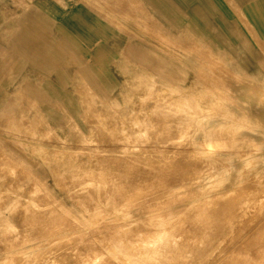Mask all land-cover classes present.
Masks as SVG:
<instances>
[{"label":"rangeland","instance_id":"obj_1","mask_svg":"<svg viewBox=\"0 0 264 264\" xmlns=\"http://www.w3.org/2000/svg\"><path fill=\"white\" fill-rule=\"evenodd\" d=\"M152 1L151 6L140 0L60 2L63 4L62 9H85L88 18L86 24L91 28L101 23L109 26L108 31L99 25L97 33L106 31L113 35L117 33L121 37L111 38V43L107 45L108 56L111 58L108 62H101L94 56L96 45L102 42L101 37L106 38V34L102 33L94 42H90L85 36L88 31L85 33L74 29L68 33L59 26L55 32H46L47 39L55 41V48L50 49L54 53H44L48 49H42L43 53L38 61L32 55L23 56L22 69L18 67V71L23 72L24 79L18 86H9L8 101L0 102V255L3 256L7 251L14 252L10 254V264H264V118H257L260 122L255 121V125L254 120L236 110L242 99L248 96L255 98L252 106L263 103L261 107L264 109V0H167V20H161L160 8L154 5L155 0ZM4 17L6 19L7 15L4 14ZM15 17L8 19V27L4 29L0 45L14 46L7 35L14 34L18 27ZM208 19L211 20L210 23H207ZM76 23L82 28V20L78 19ZM181 25L183 26L178 31ZM73 26L78 27V24ZM66 43L69 44L65 47ZM215 48L220 51L210 60L208 76L184 59V54L192 55L193 58L204 51H214ZM224 88L228 89L223 90ZM250 88L254 90V94L250 93L253 92ZM183 91L191 93L193 98L199 94L217 96L226 99L230 105L224 118L227 124H231L225 141L218 146V149L223 148L227 154L222 165L227 168L224 170L219 166L220 169L217 170H224L228 176L225 180L216 178V186L211 191L202 190L193 183L195 180L187 176L180 177V180L178 178L180 182L171 181L170 185L174 182L179 184L163 188L162 191L166 192L162 194H168L161 198L166 199L165 204L168 199L173 198L167 204L176 210L169 207L158 208L164 203L158 199L159 195L151 193V189L147 192L146 187L138 188L134 184L144 178L147 169L145 165L158 162L161 157L158 154L162 155L164 150L167 151L166 148L169 149L171 142L167 139L176 136L178 128L181 129H178L180 139L174 151H180L181 164L186 162V142L182 137L184 125L178 110L182 107L176 102L172 103ZM189 105L191 104L187 103ZM215 110L214 108L213 113ZM255 126L259 128L256 130ZM255 131H261L255 133L257 136L254 134L257 139L253 138L254 135H248ZM138 142L144 145L139 146ZM147 142L155 144L148 145ZM158 147L163 149L157 152ZM151 148H157L155 158H158H154L155 151ZM256 153L259 154L255 157ZM214 155L218 159L221 157V153ZM85 156V161L93 163L85 170L88 175L83 172L73 178H80L79 182L74 178L79 184L83 183L82 180L90 183L95 181L94 184L97 183L100 187L104 183L100 189L99 185H95L99 192H91L93 195L97 194L94 196L101 203L95 202L98 198H90L91 193L83 191V185L75 187L76 183L72 179L65 181V178L63 183L66 185L69 182L67 184L72 187L67 185L65 188H73V191L56 184L59 177H69V174L61 176L62 171L77 169L67 167L68 163L82 162L77 160ZM149 158L154 160L151 162ZM139 160H143L142 164ZM215 161L222 164L220 159ZM100 163L104 164L103 167ZM123 163H129L130 173L123 174V180L119 182L120 177L116 174L117 170L125 168ZM103 168L107 169L104 171ZM90 169L93 170L92 173H88ZM106 171L112 173L107 174ZM237 172L243 176H238ZM98 178L105 181L101 183ZM115 178L118 180L115 181ZM113 182L115 186L116 183L117 186L121 183L128 187L124 190V186L121 188L120 185L119 188L116 186L111 189ZM152 182L154 181L149 183ZM155 182L165 183L159 180ZM39 187L46 190H38ZM114 188L118 190L115 191ZM70 194L77 202L72 201ZM74 194L84 199L87 197L90 201L85 200L91 205L86 207V201ZM106 194L114 198H109ZM127 194L132 196V200H129H135L133 203L129 204ZM154 196L158 198L154 199ZM112 198L116 205L111 203ZM91 199L95 201L92 202ZM92 203L96 205L95 208ZM141 204H145V207L141 208ZM147 204L153 207V211L148 209L150 207L146 208ZM156 207L158 211H155ZM147 209L150 212H146ZM162 211L167 223H163L165 218ZM157 212L161 213L163 224L159 222L158 216L159 220H155L154 214L159 215ZM149 214L153 215L156 225ZM148 222H153L155 227L152 223L148 225Z\"/></svg>","mask_w":264,"mask_h":264},{"label":"bare ground","instance_id":"obj_2","mask_svg":"<svg viewBox=\"0 0 264 264\" xmlns=\"http://www.w3.org/2000/svg\"><path fill=\"white\" fill-rule=\"evenodd\" d=\"M116 5V4H115ZM17 6V5H16ZM26 6V5H25ZM122 7V6H121ZM130 7V6H129ZM112 8V7H111ZM110 8V9H111ZM121 9V8H120ZM128 11V10H127ZM130 12V11H129ZM132 15V14H131ZM244 16V15H243ZM150 19V18H149ZM250 28V27H249ZM216 36H217V33H216ZM218 37V36H217ZM219 38V37H218ZM222 38V37H221ZM222 39H224V38H222ZM227 39V38H226ZM221 40V39H220ZM170 41V40H169ZM261 42V41H260ZM192 43V42H191ZM183 44V43H182ZM208 44V43H207ZM264 44V43H263ZM188 47V46H187ZM228 48V47H227ZM209 49V48H208ZM229 49V48H228ZM207 50V49H206ZM230 50V49H229ZM185 51V50H184ZM218 51H220L219 49H214V51L212 50V51H204V52H202L200 55L198 54V52H197V54L199 55V56H195V57H191V56H189V55H187V54H184V59H185V61L187 62H189L190 63V65H192L193 67H199V69L204 73V75L206 74L207 76L209 75V72H208V68H209V63H210V60H212V58H214L215 57V54H217L218 53ZM222 52H223V50H222ZM235 52V51H234ZM236 53H238V52H236ZM241 54V53H240ZM230 56V55H229ZM241 56V55H240ZM243 57H244V55H243ZM181 58V57H180ZM240 58V57H239ZM201 59L203 60V61H201ZM221 64V63H220ZM219 64V65H220ZM215 65V64H214ZM212 66V65H211ZM210 66V67H211ZM217 66V64L215 65V67ZM212 68V67H211ZM214 68V67H213ZM220 68V67H219ZM223 69V68H222ZM222 69H220V70H222ZM222 71H224V69L222 70ZM216 72V71H215ZM216 73H218V72H216ZM227 73V72H226ZM200 75V74H199ZM205 75V76H206ZM220 76V75H219ZM230 76V75H229ZM200 78V77H199ZM214 79V78H213ZM207 80V79H206ZM209 81V80H208ZM217 81V80H216ZM221 81V80H220ZM224 81V80H223ZM222 81V82H223ZM229 80H227V82H228ZM232 81V80H231ZM226 82V81H225ZM238 82V81H237ZM206 83V82H205ZM215 84V83H214ZM220 84H221V82H220ZM236 84V83H235ZM207 85H208V82H207ZM223 85V84H222ZM246 86V85H245ZM229 87V86H228ZM251 87V86H250ZM255 87V86H254ZM213 89V88H212ZM218 89V88H217ZM221 89V88H220ZM219 89V90H220ZM225 89H228V88H224L223 90H225ZM248 89V88H247ZM250 89H252V88H250ZM211 90V89H210ZM215 90H216V88H215ZM239 90V89H238ZM249 90V89H248ZM253 90V89H252ZM256 90V89H255ZM222 91V90H221ZM260 91H261V89H260ZM264 91V90H263ZM218 92V91H217ZM248 93V92H247ZM250 93H252V94H254V90H253V92H250ZM256 93H257V91H256ZM261 93H262V91H261ZM149 94V93H148ZM212 94V93H211ZM224 94H225V92H224ZM223 95V94H222ZM246 95V94H245ZM257 96V95H256ZM260 96H261V94H260ZM260 96H258V99L259 100H261L259 97ZM194 97V96H193ZM192 97V95H191V93H189V92H187V91H183L182 93H179V95H178V97L174 100L173 99V101H172V103L173 104H175V102L177 103V105L179 106V107H182V108H179L178 110H180V112L181 113H179L180 114V116L182 117H179L178 116V114H177V116L179 117L178 119H180L181 120V123H182V125H184V128H183V131H182V133L184 134V136H182L183 137V140L186 142L185 143V146H186V149H187V152L185 153V156H187V157H185L186 158V162L184 163V164H181V162H180V158H179V156H180V151L179 150H177V151H174V149H176L177 148V142L179 141V139H180V136H178V131L179 130H181V129H176L177 131V135L176 136H171L170 138H168L167 139V141H169V142H171V144H169V142H168V144H169V147L168 146H166V147H168L169 149H167L166 148V152H165V150H164V153L161 155V154H158V153H156V149H154L155 148V146H153L154 148H151V150L152 149H154L153 151H155V153H154V158H155V155L156 154H158L159 156H161V157H159L160 158V160L158 161V162H152L151 161V158H149V160L152 162H148V163H151V164H149V165H145L144 163H143V165H145V167H147V169H146V173H145V176H144V178H142L141 180H138V181H136V183L134 184V185H136V186H138V188H139V186H141V187H143V189H145V187H146V190L145 191H147V190H150V192L151 193H154V194H157V196L159 197H155L154 199H156V198H158L159 200L161 199L162 200V198H163V196L166 194H168V192L167 193H165L164 195L162 194L164 191H162V189L163 188H165V187H175V186H177V184H179V183H177L176 184V182H174L173 183V185L171 184H169V182H173V181H179L180 180V177H184V176H187L188 178L190 177V178H192V180H195V182H193L194 184H196L198 187H201V189L202 190H204V191H208V190H213V188L216 186V178H221V179H223V180H225V178L228 176V173L227 172H224V170L227 168H225L224 166L222 167V165H223V162L227 159V154H226V152H225V150L222 148V149H218V146H220V143H223L224 141H225V136H226V133H227V130H228V126H229V124H231L230 122H229V124H227L228 122H226L227 120H226V118H224V116H225V113L228 111V107L230 106L229 104H228V102L226 101V99H223V98H217V96H213V97H207V96H204V95H202V94H199V95H197V97L196 98H193ZM227 97V96H226ZM232 98V97H231ZM255 99V98H254ZM254 99H253V97H246V98H244V99H242V101H241V104H238V106H237V108H236V110H238V112H240V114L241 115H243V113H245V115H247L248 117H250L251 118V120H254V122H253V124H255L256 125V123H255V121H257L256 119L257 118H262V120H263V118H264V109H263V107H261V106H263L262 104H259V105H253L252 106V102L254 101ZM264 99V98H263ZM234 100V99H233ZM253 100V101H252ZM189 101H191V103H189ZM258 101V100H257ZM262 101V100H261ZM264 101V100H263ZM164 102V101H163ZM165 103V102H164ZM182 105H181V104ZM187 103L188 104H191V105H189V106H187ZM229 105V106H228ZM36 107V106H35ZM155 107V106H154ZM156 108V107H155ZM178 108V107H177ZM214 108L216 109L215 110V113L216 112H218V114L216 113H213L214 112ZM162 110V109H161ZM177 110V109H176ZM176 110H175V113H176ZM165 111V110H164ZM172 111V110H171ZM155 112V111H154ZM179 111H177V113H178ZM36 113V112H35ZM39 113V112H38ZM111 113V112H110ZM114 113V112H113ZM112 113V114H113ZM157 113V112H156ZM174 113V112H173ZM198 113V115H196ZM89 115V114H88ZM102 115V114H101ZM116 115V114H115ZM171 115H173V114H171ZM36 116H37V114H36ZM42 116V115H41ZM174 116H175V114H174ZM176 116V117H177ZM106 117V116H105ZM111 117V116H110ZM173 117V116H172ZM175 117V118H176ZM228 117V116H227ZM38 118V117H37ZM91 118V117H90ZM137 118V117H136ZM141 118H143V117H141ZM43 119V118H42ZM42 119H40V120H42ZM39 120V121H40ZM173 120V119H172ZM262 120H261V122H262ZM116 121V120H115ZM135 121H137V120H135ZM143 121V120H142ZM151 122V121H150ZM179 122V121H178ZM257 122H260V120L258 119V121ZM180 123V122H179ZM139 124V123H138ZM144 124V123H143ZM169 124V123H168ZM174 124V123H173ZM127 125V124H126ZM175 125H177V124H175ZM179 125V124H178ZM181 125V126H182ZM258 125H259V123H258ZM261 125H262V123H261ZM91 126V125H90ZM162 126V125H161ZM260 126V125H259ZM130 127V126H129ZM145 127V126H144ZM151 127V126H150ZM230 127V126H229ZM257 127L258 126H255L254 128H256V130H257ZM147 128V127H146ZM176 128V127H175ZM259 128V127H258ZM263 128V127H262ZM101 129V128H100ZM261 129V128H260ZM125 130V129H124ZM173 130V129H172ZM34 131V130H33ZM123 131V130H122ZM133 131H135V130H133ZM146 131V130H145ZM145 131H143V132H145ZM150 131V129H148V132ZM219 131H221V132H219ZM252 131H254V129H252ZM104 132V131H103ZM123 132H125V131H123ZM123 132H121V133H123ZM142 132V133H143ZM164 132V131H163ZM167 132V131H166ZM170 132V131H169ZM261 132V131H260ZM259 131H258V133H260ZM110 133V132H109ZM113 133V132H112ZM115 133V132H114ZM135 133H136V131H135ZM138 133H139V131H138ZM145 133H147V131L145 132ZM144 133V135H146ZM156 133V132H155ZM255 133H257L256 131L255 132H252V133H249L248 135H254ZM257 133V134H258ZM100 134H102L101 133V131H100ZM149 134H150V132H149ZM257 134H255L256 136H257ZM113 135V134H112ZM133 135H134V133H133ZM142 135V134H141ZM144 135H142V136H144ZM255 135H254V137L253 138H258V137H255ZM260 135V134H259ZM141 136V138H143ZM153 136V135H152ZM155 136H157V134H155ZM159 136H161V135H159ZM158 136V138H160ZM251 136V137H252ZM101 137V136H100ZM134 137H136V136H134ZM145 137V136H144ZM150 137V136H149ZM154 137V136H153ZM137 138V137H136ZM140 138V137H139ZM152 138V137H151ZM225 138V139H224ZM104 139V138H103ZM130 139V138H129ZM162 139V138H161ZM165 139V138H164ZM255 139V140H256ZM113 140V139H112ZM135 140H137V139H135ZM134 140V141H135ZM154 140H156V139H154ZM119 141V140H118ZM138 141V140H137ZM151 142L153 141V140H150ZM87 142V141H86ZM103 142V141H102ZM104 142H105V140H104ZM103 142V143H104ZM113 142H114V140H113ZM129 142V141H128ZM156 142V141H155ZM248 142V141H247ZM160 143H164V142H160ZM255 143V142H254ZM98 144V143H97ZM110 144V143H109ZM137 144H139V142L137 143ZM143 143L141 142V144H139V146H141ZM146 144H148V142L146 143ZM155 144V143H154ZM154 144H148V145H154ZM82 145V144H81ZM88 145H90V144H88ZM131 145H133L134 146V144H131ZM144 145V144H143ZM148 145H147V147L145 146V149L147 150V148H148ZM164 145V144H163ZM165 145H166V143H165ZM32 146V145H31ZM120 146V145H119ZM158 146V145H157ZM161 146V145H160ZM93 147V146H92ZM102 147V146H101ZM108 147V146H107ZM138 147V146H137ZM143 147V146H142ZM163 147V146H162ZM161 147V148H162ZM223 147V146H222ZM100 148V147H99ZM112 148V147H111ZM126 148V147H125ZM124 148V150H126ZM128 148V147H127ZM134 148V147H133ZM132 148V149H133ZM161 148H159L158 147V149L159 150H157V152H159V151H161L160 149ZM84 149V148H83ZM91 149V148H90ZM105 149V148H104ZM107 149V148H106ZM105 149V150H106ZM110 149V148H109ZM108 149V150H109ZM131 149V148H130ZM135 149H137V148H135ZM134 149V150H135ZM139 149H141V148H139ZM138 149V150H139ZM163 149V148H162ZM88 150V149H87ZM92 150V149H91ZM104 150V151H105ZM111 150H113V149H111ZM111 150H110V152H111ZM119 150H120V148H119ZM137 150V151H138ZM145 150V151H146ZM182 150H183V148H182ZM220 152H219V151ZM93 151H94V149H93ZM118 151V150H117ZM128 151V150H127ZM126 151V152H127ZM133 151V150H132ZM131 151V152H132ZM136 151V150H135ZM141 151H143L142 149H141ZM148 151H149V149H148ZM95 152V151H94ZM97 152V151H96ZM109 152V151H108ZM122 152H125V151H122ZM152 152V151H151ZM83 153V152H82ZM107 153V152H106ZM106 153H104L105 155H106ZM119 153H120V151H119ZM133 153H134V151H133ZM133 153H131V156H132V158L134 157V155H132ZM139 153H142V152H140L139 151ZM138 153V154H139ZM144 153H146V152H144ZM153 153V152H152ZM152 153H151V155H152ZM162 153V152H161ZM182 153V152H181ZM216 153H221V157L219 158L220 159V161L222 162V164H220L219 162H217V163H215L216 161V159L217 160H219L218 159V157H215V155L214 154H216ZM93 154V153H92ZM91 154V155H92ZM108 154V153H107ZM110 154V153H109ZM137 153H135V155H136ZM148 154V153H147ZM245 154V153H244ZM248 154V153H247ZM255 154V153H254ZM257 154H259V153H256V155H255V157L257 156ZM113 155V154H112ZM150 155V154H149ZM182 155V154H181ZM1 156V155H0ZM97 156V155H96ZM114 156H115V154H114ZM121 156V155H120ZM124 156V155H123ZM139 156H141L142 157V155H139ZM146 156V155H145ZM153 156H152V158H153ZM183 156V155H182ZM242 156V155H241ZM105 157V156H104ZM85 158H86V156L85 157H80L79 159H81V160H77V161H82V162H78V163H74V162H72V163H68L67 164V167H74V168H77L76 170H74V169H71L70 171H62L61 172V176L62 175H64V174H69V177H59L58 179H56V184L60 187V188H64L65 190H68V191H73L74 189L73 188H70V189H66L65 187L68 185L69 186V184H67V183H69V182H65L66 183V185L63 183L64 182V179L66 178V180L65 181H72L73 180V182L74 183H76L75 184V187H79V185H83V187L81 186V188H83L82 190L83 191H85V192H94L95 190L97 191V189H96V186L97 185H99V184H97V183H95L94 184V182L95 181H93L92 182V180H91V182L93 183H90V182H88V181H83L82 180V182L83 183H81V184H79V183H77L76 181H75V179L79 182V180L81 181V179L79 178H75V177H77V175H81L83 172H84V174H86L85 173V170L88 168H90V166L93 164V163H90L91 161H89V162H87L88 160H86L85 161ZM89 158V157H88ZM87 158V159H88ZM103 158V157H102ZM119 158V157H118ZM148 158V157H147ZM147 158H146V160H147ZM156 158H158V157H156ZM155 158V159H156ZM95 159V158H94ZM100 159H101V157H100ZM104 159V158H103ZM121 159V158H120ZM91 160V159H90ZM129 160V159H128ZM100 161V160H99ZM140 161V160H139ZM143 161V160H142ZM142 161H140L141 162V164H142ZM242 161V160H241ZM241 161H239L240 163H241ZM76 162V161H75ZM136 162V161H135ZM237 162V161H236ZM139 163V162H138ZM95 164H97V163H95ZM104 164H106V162H104ZM104 164H102V165H104ZM109 164V163H108ZM125 164H127V165H124V163H123V165L125 166V168L123 169V170H117L116 168V170L118 171V173L116 174V175H119V177L118 176H116V177H118L119 178V180H118V178H117V180L120 182V180H123L121 177L123 176V174H128V173H130L129 172V170H130V165H129V163H125ZM140 164V163H139ZM186 164H189V166H186L185 167V165ZM100 165H101V163H100ZM101 165V167H103ZM134 165V164H133ZM63 166H64V164H63ZM66 166V165H65ZM96 166V165H95ZM97 166H98V164H97ZM96 166V167H97ZM119 166V165H118ZM219 166H221L222 168H224V170H223V172L220 170V172L219 171H217L218 170V168L220 169V167ZM105 167V166H104ZM139 167H140V165H139ZM79 168V169H78ZM95 168V167H94ZM93 168V170H95ZM107 169V168H106ZM105 169V170H106ZM115 169H113V170H115ZM136 169V168H135ZM139 169V168H138ZM142 169V168H141ZM92 169H90V172H88V173H92V171H93ZM102 170H104V168L102 169ZM102 170H100V171H102ZM104 170V171H105ZM113 170H111V171H113ZM115 170V171H116ZM13 171V170H12ZM24 171V170H23ZM108 171V170H107ZM106 171V173L108 174L109 172L110 173H112L111 171H109V172H107ZM114 171V172H115ZM87 172V171H86ZM103 172V171H102ZM142 172V171H141ZM145 172V171H144ZM248 172V171H247ZM15 173V172H14ZM101 173V172H100ZM103 173H105V172H103ZM103 173H101L103 176L105 175V174H103ZM140 173V172H139ZM256 173V172H255ZM106 174V175H107ZM115 173H113V175H114ZM141 174V173H140ZM24 175V174H23ZM74 175H76L74 178H73V176ZM86 175H88V174H86ZM125 175V176H126ZM139 175V174H138ZM237 175L238 176H241L242 175V173H240V172H237ZM256 175H257V173H256ZM83 176V175H82ZM243 176V175H242ZM254 176H255V174H254ZM71 177V178H70ZM127 177V176H126ZM135 177V176H134ZM186 177V178H187ZM255 177H257V176H255ZM259 177V176H258ZM72 179V180H67V179ZM88 176H87V180H88ZM97 178V177H96ZM133 178V177H132ZM138 178V177H137ZM178 178H179V180H178ZM186 178H184V179H186ZM85 179H86V177H85ZM92 179V178H91ZM99 180H100V178H98ZM102 180H100V182L101 181H105V179H103V178H101ZM110 179V178H109ZM140 179V178H139ZM182 179V178H181ZM30 180V179H29ZM97 180V179H96ZM113 180V179H112ZM115 181H117L116 180V178L114 179ZM162 181V182H164L165 181V183H159V184H157V182H155V181ZM183 180V179H182ZM151 181H154V182H152V183H149V182H151ZM73 182H71V183H73ZM97 182V181H96ZM168 182V183H167ZM180 182V181H179ZM182 182V181H181ZM189 182V181H188ZM219 182V181H218ZM21 183V182H20ZM102 183V182H101ZM100 183V184H101ZM156 183V184H155ZM102 184H104V183H102ZM102 184H101V187H100V185H99V189L100 188H103V186H102ZM113 184H114V186L112 185V187H110L111 189L113 188V187H115L116 188V186H117V183H116V186H115V183L113 182ZM181 184V183H180ZM183 184V183H182ZM181 184V185H182ZM259 184H261V183H259ZM96 185V186H95ZM120 185H122L121 183H119L118 184V186L120 187ZM67 186V187H68ZM74 186V185H73ZM106 186H107V184H106ZM109 186V185H108ZM117 186V187H118ZM123 186L124 185H122L121 186V188H123ZM191 186V185H190ZM252 186V185H251ZM263 186V185H262ZM69 187H72V186H69ZM74 187V188H75ZM118 187V188H119ZM126 187H128V186H124V190H126ZM179 187V186H178ZM188 187H189V185H188ZM264 187V186H263ZM40 188V187H39ZM80 188V189H81ZM91 188V189H90ZM98 188V187H97ZM115 188H114V190H115ZM130 188V187H129ZM133 188V187H132ZM76 189V191H77V188H75ZM106 189V188H105ZM108 189V188H107ZM106 189V190H107ZM131 189V188H130ZM134 189V188H133ZM142 189V190H143ZM181 189V188H180ZM249 189V188H248ZM38 190H46V189H43V188H40V189H38ZM79 190V189H78ZM105 190V191H106ZM110 190V189H109ZM114 190H113V192H114ZM116 190H118V189H116ZM115 190V191H116ZM122 191H123V189H121ZM132 190V189H131ZM136 190V189H135ZM138 190V189H137ZM179 190V189H178ZM30 191V190H29ZM82 191V193H84ZM96 191H95V193H96ZM100 191V190H99ZM99 191H97V192H99ZM103 191V190H102ZM104 191V192H105ZM108 191V190H107ZM110 191H112V190H110ZM119 191H120V189H119ZM186 191V190H185ZM188 191V190H187ZM15 192V191H14ZM75 192V191H74ZM79 193H80V191H78ZM127 192V191H126ZM147 192H149V191H147ZM147 192H144V193H146L147 194ZM166 192V191H165ZM199 192H200V190H199ZM89 193V194H90ZM106 193V192H105ZM138 193H140V192H138ZM169 193H170V191H169ZM173 193V192H172ZM257 193V192H256ZM77 194V193H76ZM89 194H86V195H89ZM92 194V193H91ZM89 195V197L90 198H93V197H95L96 199L98 198L97 196H94V195H97V194H92V195ZM134 194H135V192H134ZM171 194V193H170ZM191 194V193H190ZM199 194V193H198ZM202 194V193H201ZM38 195V194H37ZM71 195V194H70ZM79 195V194H78ZM81 195H83V194H81ZM80 195V196H81ZM84 195H85V193H84ZM84 195H83V197H84ZM104 195V194H103ZM102 195V198H104V196ZM128 195V194H127ZM153 195V194H152ZM162 195V196H161ZM177 195V194H176ZM239 195V194H238ZM42 196V195H41ZM51 196V195H50ZM53 196V195H52ZM72 196V195H71ZM74 196H75V194H74ZM106 196H108L107 194H106ZM121 196V195H120ZM124 196H126V195H124ZM197 196V195H196ZM211 196V195H210ZM257 196V195H256ZM47 197V196H46ZM73 197V196H72ZM72 197H70V198H72ZM75 197H77V196H75ZM109 197V196H108ZM110 197H113L114 198V196H110ZM109 197V198H110ZM122 197V196H121ZM128 199V201H130V203L129 204H131V202L133 203L134 201H131L132 199H131V197H129V195L128 196H126ZM126 197H125V199H126ZM141 197V196H140ZM147 197V196H146ZM162 197V198H161ZM243 197V196H242ZM35 198V197H34ZM44 198V197H43ZM52 198V197H51ZM77 198H80L79 196L77 197ZM109 198H108V200H109ZM113 198H112V200H113ZM129 198L131 199V200H129ZM164 198H165V196H164ZM169 197L167 196V199H168ZM38 199V198H37ZM39 199H40V197H39ZM73 200L72 201H75L74 200V197L72 198ZM81 199H84V198H80V200ZM85 199H88L87 197L85 198ZM84 199V200H85ZM94 199V198H93ZM93 199H91L92 200V202H94L93 201ZM134 199V198H133ZM143 199V198H142ZM153 199V200H154ZM173 198H171V200H172ZM191 199V198H190ZM53 200V199H52ZM54 200H55V198H54ZM99 200V198L97 199V201H95V202H102V201H98ZM107 200V199H106ZM152 200V199H151ZM166 200V199H165ZM164 199L162 200L164 203H162L161 201V206L160 207H158V208H162V207H164V208H167L168 209V207H169V202L171 201L170 199H168V201H167V203H169V204H165V201ZM198 200V199H197ZM71 201V202H72ZM83 201V200H82ZM86 201V200H85ZM90 201V199H88V202ZM116 201V200H115ZM173 201V200H172ZM177 201V200H176ZM222 201V200H221ZM259 201V200H258ZM263 201V200H262ZM33 202V201H32ZM54 202V201H53ZM58 202V201H57ZM61 202V201H60ZM75 202H77V200L75 201ZM80 201H78V203H79ZM84 202V201H83ZM87 201H86V203H87V205H85L86 207L88 206V203ZM116 202H118V201H116ZM121 202H123V200L121 201ZM136 202H137V200H136ZM135 202V203H136ZM146 202V201H145ZM149 201H147V203H148ZM206 202V201H205ZM225 202V201H224ZM10 203V202H9ZM85 203V204H86ZM105 203H106V201H105ZM105 203H103V204H105ZM108 203H109V201H108ZM107 203V204H108ZM111 203H114V205H116L117 203H115L114 202V200H113V202H111ZM119 203V202H118ZM128 203V202H127ZM144 203V202H143ZM155 203V202H154ZM195 203H196V201H195ZM203 203V202H202ZM57 204H59V203H57ZM77 204V203H76ZM93 204V203H92ZM96 204H99V203H96ZM110 204V203H109ZM156 204V203H155ZM157 204H160L159 202H157ZM164 204V206H162ZM175 204V203H174ZM55 205V204H54ZM60 205V204H59ZM80 205H81V202H80ZM89 205H91V204H89ZM94 205V204H93ZM100 205V204H99ZM137 205H140V204H137ZM143 205H145V204H141V208H142V206ZM148 205V204H147ZM153 205V204H152ZM192 205V204H191ZM201 205V204H200ZM9 206V205H8ZM84 206V204L82 205V207ZM85 206H84V209H85ZM102 206V205H101ZM106 206V205H105ZM131 206V205H130ZM134 206V205H133ZM135 206H136V204H135ZM134 206V207H135ZM171 206V205H170ZM195 206V205H194ZM251 206V205H250ZM263 206V205H262ZM261 206V207H262ZM36 207V206H35ZM91 207V206H90ZM92 207H96V205H94V206H92ZM123 207V206H122ZM125 207V206H124ZM145 206H143V208H144ZM148 207H150V208H148ZM28 208V207H27ZM102 208V207H101ZM112 208V207H111ZM117 208V207H116ZM120 208V207H119ZM127 208V207H126ZM125 208V209H126ZM129 208V207H128ZM139 208V207H138ZM146 208H148L149 210H152L153 211V207L151 206V205H148ZM145 208V209H146ZM170 208V207H169ZM171 208H173V207H171ZM170 208V209H171ZM5 209V208H4ZM60 209V208H59ZM83 209V208H82ZM87 209V208H86ZM86 209H85V211H86ZM106 209V208H105ZM121 209V208H120ZM124 209V210H125ZM131 208H129V210H130ZM146 210V212H150L149 210ZM155 209V211L157 210V207L156 208H154ZM175 208H173V210H174ZM182 209V208H181ZM260 209V208H259ZM99 210V209H98ZM123 210V211H124ZM128 210V209H127ZM136 210V209H135ZM142 210V209H141ZM172 210V209H171ZM176 210V209H175ZM199 210V209H198ZM255 210V209H254ZM59 211H61V210H59ZM84 211V212H85ZM89 211H91V210H89ZM96 211V210H95ZM105 211V210H104ZM140 211V210H139ZM145 211V210H144ZM158 211V210H157ZM160 211V210H159ZM201 210H199V212H200ZM252 211V210H251ZM56 212V211H55ZM92 212V211H91ZM97 212V211H96ZM96 212H95V214H96ZM107 212V211H106ZM113 212V211H112ZM116 212V211H115ZM161 212V211H160ZM176 212V211H175ZM182 212V211H181ZM45 213V212H44ZM70 213V212H69ZM89 213V212H88ZM93 213V212H92ZM99 213V212H98ZM119 213V212H118ZM134 213L135 212H133V215H134ZM137 213V212H136ZM139 214H140V212H138ZM144 213V212H143ZM162 213H163V216H164V212L162 211ZM198 213V212H197ZM60 214V213H59ZM58 214V215H59ZM67 214V213H66ZM101 214V213H100ZM99 214V215H100ZM126 214V213H125ZM139 214H137L138 216H139ZM156 214H159V212H157ZM161 214V213H160ZM160 214L159 215H155L154 214V217H156V219L155 220H159L160 219ZM172 215H173V213H171ZM57 215V214H56ZM62 215V214H61ZM98 215V214H97ZM96 215V216H97ZM150 215V214H149ZM149 215H147V216H149ZM177 215H178V213H177ZM199 215V214H198ZM60 216V215H59ZM74 216V215H73ZM93 216H95V215H93ZM122 216V215H121ZM146 216V217H147ZM151 216V219L153 220L154 218H152V216L153 215H150ZM149 216V217H150ZM157 216L159 217V219L157 218ZM162 215H161V217H163ZM196 216V215H195ZM62 217H65V216H62ZM130 217V216H129ZM143 218H144V216H142ZM194 217V216H193ZM251 217V216H250ZM71 218V217H70ZM163 218H165V216L163 217ZM62 219V218H61ZM64 219V218H63ZM89 219V218H88ZM121 219V218H120ZM148 219V218H147ZM174 219H176L175 217H174ZM178 219V218H177ZM192 219V218H191ZM254 219V218H253ZM1 220H3V219H1ZM65 220V219H64ZM63 220V221H64ZM80 220V219H79ZM86 221H87V219H85ZM113 220V219H112ZM137 220H139V219H137ZM161 220H163L162 218L159 220V222L160 223H162V221ZM45 221V220H44ZM70 221V220H69ZM85 221V222H86ZM115 221V220H114ZM128 221V220H127ZM135 221V220H134ZM134 221L132 222V223H134ZM151 221V220H150ZM217 221V220H216ZM6 222V221H5ZM74 222V221H73ZM102 222V221H101ZM112 222V221H111ZM123 222V221H122ZM143 222V221H142ZM141 222V223H142ZM153 222H154V220H153ZM153 222H150V223H152L153 224ZM158 222V223H159ZM164 222H166V218H165V220H163V223ZM72 223V222H71ZM120 223V222H119ZM131 223V222H130ZM149 222H148V225L150 224ZM155 223H157V222H154V224ZM159 223V224H160ZM162 223V224H163ZM167 223V222H166ZM65 224V223H64ZM102 224V223H101ZM110 224V223H109ZM114 224V223H113ZM135 224V223H134ZM136 224H137V222H136ZM144 224H145V222H144ZM153 224V225H154ZM158 224V225H159ZM214 224V223H213ZM72 225H73V223H72ZM78 225V224H77ZM83 225V224H82ZM129 225H131V226H133V224H129ZM156 225V224H155ZM155 225H154V227H155ZM261 225V224H260ZM84 226V225H83ZM100 226V225H99ZM1 227V226H0ZM51 227H53V226H51ZM58 227V226H57ZM72 227V226H71ZM97 227V226H96ZM105 227V226H104ZM137 227V226H136ZM67 229H68V227H66ZM150 228H151V226H150ZM153 228V227H152ZM17 229V228H16ZM49 229V228H48ZM65 229V228H64ZM71 229V228H70ZM116 229V228H115ZM186 229V228H185ZM207 229V228H206ZM205 229V230H206ZM246 229V228H245ZM94 230V229H93ZM96 230V229H95ZM106 230V229H105ZM114 230V229H113ZM158 230V229H157ZM202 230V229H201ZM200 230V231H201ZM204 230V231H205ZM256 230V229H255ZM17 231V230H16ZM98 231H99V229H98ZM104 231V230H103ZM102 231V232H103ZM136 231V230H135ZM134 231V232H135ZM231 231V230H230ZM83 232V231H82ZM114 232V231H113ZM145 232V231H144ZM143 232V233H144ZM163 232V231H162ZM229 232V231H228ZM15 233V232H14ZM34 233V232H33ZM75 233V232H74ZM77 233V232H76ZM85 233V232H84ZM104 233V232H103ZM103 233H102V235H103ZM131 233V232H130ZM141 233V232H140ZM207 233V232H206ZM45 234V233H44ZM139 234V233H138ZM145 234V233H144ZM196 234V233H195ZM200 234V233H199ZM202 234V233H201ZM46 235V234H45ZM96 235V234H95ZM105 235V234H104ZM152 235V234H151ZM254 235H255V233H254ZM253 235V236H254ZM4 236V235H3ZM17 236V235H16ZM35 236V235H34ZM41 236H43V235H41ZM40 236V237H41ZM79 236V235H78ZM112 236V235H111ZM139 236V235H138ZM204 236V235H203ZM37 237V236H36ZM44 237V236H43ZM81 237V236H80ZM149 237H151V236H149ZM153 237V236H152ZM232 237V236H231ZM255 237V236H254ZM38 238V237H37ZM250 238H251V236H250ZM256 238V237H255ZM110 239V238H109ZM153 239V238H152ZM224 239V238H223ZM254 239V238H253ZM8 240H10V239H8ZM33 240V239H32ZM140 240V239H139ZM250 240V239H249ZM260 240V239H259ZM11 241V240H10ZM48 241V240H47ZM135 241V240H134ZM153 241V240H152ZM152 241H150V242H152ZM157 241H158V239H157ZM201 241V240H200ZM199 241V242H200ZM2 242V241H1ZM46 242V241H45ZM102 242V241H101ZM120 242V241H119ZM159 242V241H158ZM169 242V241H168ZM205 242V241H204ZM245 242V241H244ZM15 243H17V242H15ZM146 243H149V242H146ZM157 243V242H156ZM155 243V244H156ZM167 243V242H166ZM252 243V242H251ZM6 244V243H5ZM14 244V243H13ZM33 244V243H32ZM35 244V243H34ZM36 244H38V243H36ZM41 244V243H40ZM187 244V243H186ZM200 244V243H199ZM248 244V243H247ZM249 244H250V242H249ZM248 244V245H249ZM264 244V243H263ZM22 245V244H21ZM24 245V244H23ZM188 245V244H187ZM8 246H10V245H8ZM7 246V247H8ZM31 246V245H30ZM39 246V245H38ZM42 246V245H41ZM86 246V245H85ZM202 246V245H201ZM206 246V245H205ZM216 246V245H215ZM235 246V245H234ZM250 246V245H249ZM248 246V247H249ZM253 246V245H252ZM11 247H13V246H11ZM14 247H16V246H14ZM200 247V246H199ZM246 247V246H245ZM32 248V247H31ZM36 248V247H35ZM203 248H204V246H203ZM236 248H237V245H236ZM20 249V248H19ZM250 249V248H249ZM252 249V248H251ZM16 250V249H15ZM166 250V249H165ZM170 250V249H169ZM237 250V249H236ZM28 251V250H27ZM100 251V250H99ZM239 251V250H238ZM264 251V250H263ZM1 252V251H0ZM18 252V251H17ZM21 252V251H20ZM113 252V251H112ZM150 252V251H149ZM153 252V251H152ZM158 252V251H157ZM203 252V251H202ZM222 252V251H221ZM225 252V251H224ZM232 252H233V250H232ZM237 252V251H236ZM253 252V251H252ZM14 252H10V251H7V252H5L4 253V255L2 256V254L0 255V264H10V262H11V257H10V254L12 255ZM19 253V252H18ZM114 253V252H113ZM235 253V252H234ZM20 254V253H19ZM22 254V253H21ZM126 254V253H125ZM133 254V253H132ZM149 254V253H148ZM220 254V253H219ZM227 254V253H226ZM238 254V253H237ZM254 254V253H253ZM24 255V254H23ZM98 255H100V254H98ZM150 255V254H149ZM164 255V254H163ZM200 255V254H199ZM231 255V254H230ZM236 255V254H235ZM234 255V256H235ZM17 256V255H16ZM25 256H26V254H25ZM31 256V255H30ZM37 256V255H36ZM102 256V255H101ZM114 256V255H113ZM133 256V255H132ZM137 256V255H136ZM197 256V255H196ZM251 256H253V255H251ZM22 257V256H21ZM26 257H29V256H26ZM167 257V256H166ZM180 257V256H179ZM233 257V256H232ZM255 256H253V258H254ZM31 258V257H30ZM95 258V257H94ZM174 258V257H173ZM206 258H208V257H206ZM252 258V259H253ZM17 259V258H16ZM118 259V258H117ZM14 260H15V257H14ZM13 260V261H14ZM19 260H20V258H19ZM19 260H18V262H19ZM136 260V259H135ZM193 260H194V258H193ZM223 260V259H222ZM256 260V259H255ZM170 261V260H169ZM215 261V260H214ZM241 261V260H240ZM253 261V260H252ZM16 262V261H15ZM67 262V261H66ZM97 262V261H96ZM166 262V261H165ZM14 263V262H13ZM21 263V262H20ZM138 262H136V264H137ZM142 263H144V262H142ZM146 263V262H145ZM259 263V262H258ZM18 264V263H17ZM26 264V263H25ZM33 264V263H32ZM215 264V263H214ZM256 264V263H255Z\"/></svg>","mask_w":264,"mask_h":264},{"label":"crops","instance_id":"obj_3","mask_svg":"<svg viewBox=\"0 0 264 264\" xmlns=\"http://www.w3.org/2000/svg\"><path fill=\"white\" fill-rule=\"evenodd\" d=\"M71 1L73 0H0V39L4 36V29L8 27L6 23L9 18L13 19L14 16H16L15 23L18 25L14 34L7 35V38L10 39V43L14 44V46L7 44L0 45V102L8 101L7 93L9 86H18L19 82H22L24 79L23 72L21 70L18 71V67L22 69L23 56L25 54L32 55L33 59L35 58L36 61H38L40 54L43 53L42 49H48L44 51V53H54L50 49L55 48V41L51 38L48 40L46 32H55L57 26L64 31L67 30L66 32L68 33L74 29L76 31H84L85 33L88 31L85 36L88 37L90 42H94L96 37L98 38L100 34H106V38L101 37L100 41L102 42L96 45L94 56L97 60L104 63L105 61L108 62L111 60L108 56V49H106V47L111 43V38L120 39L121 37L117 36V33L113 35L111 32L106 31L97 33V29L100 28L99 25H102L107 30L109 29V26L104 23L97 25L95 28H91L90 25L87 26V13L86 10L81 7L75 8L72 11L71 9H62L63 4L60 2L67 4ZM103 1L106 2L107 0ZM140 1L150 6L153 4L152 0ZM154 5L160 8L159 15L161 20H167V0H159V3L155 0ZM4 14L7 15L6 19ZM78 19L82 20V28H79V23H76ZM210 21L211 20L208 19L207 23H210ZM75 24H78V27L73 26ZM182 26L183 25L179 26L178 31ZM67 44L69 43L64 44V46L66 47Z\"/></svg>","mask_w":264,"mask_h":264}]
</instances>
